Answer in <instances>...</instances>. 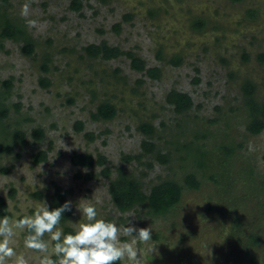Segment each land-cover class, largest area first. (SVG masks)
<instances>
[{
	"label": "rangeland",
	"instance_id": "obj_1",
	"mask_svg": "<svg viewBox=\"0 0 264 264\" xmlns=\"http://www.w3.org/2000/svg\"><path fill=\"white\" fill-rule=\"evenodd\" d=\"M81 1L76 10L70 0H0L1 9L36 40L31 55L20 50L22 42L9 38L0 50V84L10 76L13 80L5 122L24 130L29 140L0 153V164L13 165L0 173L8 216L31 215L41 200L49 205L56 183L69 189L73 211L66 224L73 230L85 219L78 205L87 204L96 207L98 218L109 217L121 229L150 227L147 243L122 232L119 237L138 250L140 264H250V256L264 264V129L246 130L241 91L249 79L257 100L264 101V0ZM196 19L205 22L201 30L192 27ZM102 40L134 51L147 67L158 66L159 77L133 68L125 54L87 56L84 47ZM45 54L50 58L46 72L41 68ZM174 55L181 57L177 65L168 60ZM40 76L49 79L48 86L40 84ZM171 88L189 93V110L177 113L166 102ZM105 99L115 104V115L93 120L91 111ZM76 120L82 121L81 130L75 129ZM143 121L155 126L152 140L169 153L168 162L151 154L140 162L122 157L141 151L146 135L138 125ZM34 127L44 131L40 140L31 136ZM86 131L94 139H87ZM188 141L207 151L208 167L197 173L198 188L185 187L164 215H149L140 206L126 212L115 207L108 185L119 169L139 177L145 191L164 178L182 183L184 173L195 168L184 146ZM221 144L232 147L227 176H221ZM39 149H47V158L34 164L31 154ZM81 151L106 157L104 165L91 168L89 179L81 175L90 168L70 160ZM103 166L110 177L101 173ZM10 186L16 189L14 197L8 194ZM25 234L14 236L10 246L27 264H39L40 254L24 247Z\"/></svg>",
	"mask_w": 264,
	"mask_h": 264
},
{
	"label": "trees",
	"instance_id": "obj_2",
	"mask_svg": "<svg viewBox=\"0 0 264 264\" xmlns=\"http://www.w3.org/2000/svg\"><path fill=\"white\" fill-rule=\"evenodd\" d=\"M82 6L81 0H70V8L79 10ZM130 14H124L123 18H129ZM119 26V23H116ZM205 22L202 19H196L192 21V27L201 30L204 28ZM9 38L14 41L22 42L20 50L31 55L34 53L36 40L27 30L26 26L16 19L12 18L6 9L0 7V50L3 49V39ZM84 51L87 56L91 58L101 57L109 59L117 57L121 54H125L131 60L133 68L139 71H145L148 76L159 77L160 68L158 66L147 67L143 58L136 54L132 50H122L118 46H110L105 40L99 43H89L84 47ZM160 57V54H158ZM50 58L48 54H45L41 68L43 71H48V62ZM171 63L177 65L181 62V57L174 55L168 59ZM12 76L2 80L0 84V153H10L14 150V147L22 146L27 144L29 140L26 139V133L19 127L10 128L9 124L5 122V118L8 116L9 107L6 105L5 98L9 95L10 88L12 86ZM39 82L42 86L46 87L49 85V79L45 76L39 77ZM241 91L243 95V103L247 110V122L246 130L251 134L259 133L264 129V101H258L255 96V84L249 79H245L241 84ZM165 100L167 103L173 106V109L177 113H183L189 110L193 104L192 98L189 93L171 88L167 93ZM16 110L19 109V103H15ZM116 113V106L109 100H103L96 105L94 111H91L90 117L93 120L111 119ZM76 130L82 129V121L76 120L74 123ZM138 129L141 130L146 138L141 141V151L132 154H125L122 157L125 160L134 159L138 162L148 154H151L160 162H168V152H162L158 148L157 144L152 140L155 135V126L148 122L143 121L138 125ZM44 131L40 127H34L31 130V136L35 140L43 138ZM87 139H94L95 135L92 131H86L84 133ZM185 149L194 162L195 168L188 170L184 173L183 182L181 183L175 178H164L157 183L151 185L148 191L143 188L141 179L131 172L119 169L114 177L110 178L108 191L111 196V200L115 207L120 212H126L136 206L143 207L145 212L152 216L164 215L172 211L180 200L182 191L185 187L198 188L200 180L197 177L198 171H201L203 167H208L207 163V151L203 147H198L197 144L188 141L184 143ZM220 149H223L221 161L224 166L222 169L221 176H227L229 172V166L232 163L231 152L232 147L228 145H220ZM17 156H19L17 154ZM47 149H39L31 154L32 163L37 164L41 161L46 160ZM70 160L74 165L90 168L81 176L85 179H89L93 176L92 167L95 165H104L106 157L102 153H96L94 155L88 151L73 152L70 156ZM151 165V162H148ZM10 165L0 164V173H8L11 168ZM226 168V169H224ZM101 173L105 176L110 177V169L108 166L101 168ZM80 176V174H78ZM212 179L216 182L219 180L216 175H212ZM15 187L10 186L8 194L10 197L15 195ZM35 195H40V191H36ZM69 189L64 188L61 185L52 183V190L49 193V210L54 209L62 205L65 201H68ZM72 211L64 213L62 217L61 225L65 233L73 232L74 230L69 227L66 222L71 216ZM10 212L7 209V199L5 196L0 195V217L9 215ZM106 221H110L109 217L102 218ZM250 264H257L254 257L248 258ZM116 264H120L117 261Z\"/></svg>",
	"mask_w": 264,
	"mask_h": 264
},
{
	"label": "clouds",
	"instance_id": "obj_3",
	"mask_svg": "<svg viewBox=\"0 0 264 264\" xmlns=\"http://www.w3.org/2000/svg\"><path fill=\"white\" fill-rule=\"evenodd\" d=\"M27 12L25 5L23 13ZM71 210V201L49 210L48 203L41 200L31 215L0 217V264H9V260L13 264H27L25 256L10 246L12 238L22 232L26 233L24 247L40 254L39 264H116L117 261L140 264L138 250L130 243L121 242L119 237L122 232L147 243L152 240L150 227L121 229L114 222L98 218L96 207L87 204L78 205L84 221L76 223L73 232L65 233L61 220Z\"/></svg>",
	"mask_w": 264,
	"mask_h": 264
}]
</instances>
